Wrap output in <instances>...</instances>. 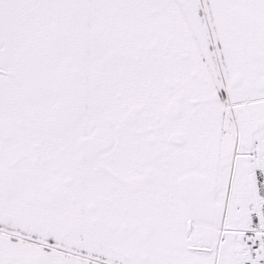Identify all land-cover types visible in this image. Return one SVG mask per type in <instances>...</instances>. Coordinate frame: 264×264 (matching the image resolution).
<instances>
[{"label":"snow or ice","instance_id":"1","mask_svg":"<svg viewBox=\"0 0 264 264\" xmlns=\"http://www.w3.org/2000/svg\"><path fill=\"white\" fill-rule=\"evenodd\" d=\"M0 264H264V0H0Z\"/></svg>","mask_w":264,"mask_h":264}]
</instances>
